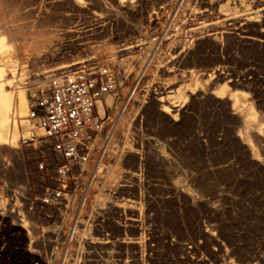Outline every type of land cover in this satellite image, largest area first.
I'll use <instances>...</instances> for the list:
<instances>
[{"label": "rangeland", "instance_id": "1", "mask_svg": "<svg viewBox=\"0 0 264 264\" xmlns=\"http://www.w3.org/2000/svg\"><path fill=\"white\" fill-rule=\"evenodd\" d=\"M11 1H0V36L22 30L5 44L27 99L42 72L79 61L109 68L118 90L65 221L24 208L39 181L22 150L3 151L0 264H264V0ZM111 151L132 153L109 186ZM99 192L107 209L93 204ZM14 208L42 238L34 246ZM60 228L82 247L53 243Z\"/></svg>", "mask_w": 264, "mask_h": 264}, {"label": "built area", "instance_id": "2", "mask_svg": "<svg viewBox=\"0 0 264 264\" xmlns=\"http://www.w3.org/2000/svg\"><path fill=\"white\" fill-rule=\"evenodd\" d=\"M117 90V81L109 68L86 61L58 71L45 87L38 88L32 95L27 120L33 129L18 144L24 157L31 161L32 174L42 190L37 197L24 198V208L29 213L38 210L51 222L55 218L65 221L72 199L84 185L90 162L101 153L98 142L110 119L107 114L100 115L98 104ZM4 204L0 197L2 217L8 212ZM10 210L12 217H18L20 227L34 246L42 238L36 241L33 233L23 225L25 217L17 214L16 208ZM74 234L72 231L67 237L60 228L54 233L53 243L65 239L64 248L69 250L67 246L75 243Z\"/></svg>", "mask_w": 264, "mask_h": 264}, {"label": "bare ground", "instance_id": "3", "mask_svg": "<svg viewBox=\"0 0 264 264\" xmlns=\"http://www.w3.org/2000/svg\"><path fill=\"white\" fill-rule=\"evenodd\" d=\"M1 1V0H0ZM11 0H9L10 2ZM129 0H120V7L124 5V3H128ZM221 1H224V0H217V3L220 4ZM5 1H3L4 3ZM8 2V0H7ZM19 2V1H18ZM17 2V3H18ZM80 4V7H81V2L77 1ZM12 3V1H11ZM122 4V5H121ZM21 5V4H20ZM77 5V3H76ZM100 7H103L105 6V3L101 2L100 4ZM126 5V4H125ZM127 7L129 6L128 4L126 5ZM79 7V5H78ZM10 8V7H9ZM105 8V7H104ZM131 8V6H130ZM11 9V8H10ZM24 9V8H23ZM262 12H264V8L262 7L261 8ZM123 10V9H122ZM128 10V9H127ZM31 11H33L31 9ZM9 13V12H8ZM12 13V12H11ZM44 13V12H43ZM1 14V13H0ZM46 14V13H45ZM2 15H4L2 13ZM1 16V15H0ZM16 16V15H15ZM18 16V15H17ZM16 16V17H17ZM4 17V16H2ZM1 17V20H3ZM26 17H28L26 15ZM227 17V16H226ZM7 18V17H5ZM20 18V17H19ZM23 19V18H22ZM221 19V18H220ZM0 20V21H1ZM98 20V19H97ZM8 21V20H7ZM13 21H15L13 19ZM19 21V20H18ZM220 21V20H219ZM224 21V19L222 20ZM227 21V20H225ZM5 22V21H4ZM16 22V21H15ZM213 22V21H212ZM215 22V21H214ZM217 22V21H216ZM12 23V21H11ZM20 23V22H19ZM22 23V21H21ZM99 23V22H98ZM218 23V22H217ZM217 23L214 24L217 26ZM2 23H0V27ZM9 24V23H8ZM23 24V23H22ZM21 24V26H22ZM41 24V22H40ZM200 24V23H198ZM203 24V23H202ZM207 24V23H206ZM7 25V24H6ZM20 25V24H19ZM197 25V24H196ZM11 26V25H9ZM14 26H15V23H14ZM197 27V26H196ZM5 28V27H4ZM8 28V27H7ZM22 28V27H21ZM27 28V27H26ZM25 28V29H26ZM194 28V27H193ZM192 29V28H191ZM5 30V29H4ZM3 28H1V31H4ZM10 30V29H9ZM187 30H190V29H187ZM22 32V30L20 29L18 31H14V30H10L8 33H4L5 35L0 36V162H2L3 160V151L6 150L7 148L10 149L11 151V154L14 156H21L22 154L19 153L20 151H17L18 148V144H19V141H20V137H21V134H22V131H21V127L24 129L23 131L25 132L24 135L27 137L31 130L33 129L32 128V125H31V122H29L27 120V117H28V114H29V108H30V100L29 98L27 99V95H26V85H24V82H22V78H19L20 77H23V73H21L19 75V72H18V63H17V57H13L12 54L8 51V47H7V44H5V41H9V43H17L20 41V37L18 35L19 32ZM6 32V30H5ZM29 32V31H28ZM31 32V31H30ZM33 32V31H32ZM24 33V32H23ZM22 33V34H23ZM26 34V33H25ZM34 34V33H33ZM32 34V35H33ZM231 34V33H230ZM217 35V34H216ZM220 35V34H219ZM227 35V33L225 34ZM212 36H213V33H212ZM215 36V35H214ZM221 36V35H220ZM223 36V34H222ZM228 36V35H227ZM31 38V37H29ZM28 38V40H29ZM210 38V37H209ZM214 39V37H212ZM211 38V39H212ZM27 39V38H26ZM25 39V40H26ZM217 39V37L215 38ZM214 39V40H215ZM247 39V38H246ZM218 40V39H217ZM247 40H252V42L256 39H252V38H249ZM200 42V41H199ZM209 42V41H208ZM264 43V42H263ZM13 45V44H12ZM174 45V44H173ZM205 46V45H204ZM14 47V46H13ZM128 48V47H127ZM135 47H132V48H128V49H133ZM126 49V48H125ZM188 49V48H187ZM190 50V49H189ZM188 51V50H187ZM192 51V50H191ZM197 51V50H196ZM173 52V51H172ZM186 53V52H185ZM178 60V59H177ZM84 62L86 61H79V62H75V63H72V64H66V65H63V66H60L58 67L57 69H53V70H50V69H47L49 71H44L40 74V72L38 74L37 77H40L41 75L43 76L41 79H38V81L34 82L33 85H37V89L38 88H43L47 85V83L49 82V79L54 76V74H56L58 71H61V70H65V69H68V68H72V67H75L77 65H80V64H83ZM189 64V63H188ZM192 64V63H191ZM57 71L56 73L54 74H50L52 72H55ZM7 72L10 73L11 75V79H8L7 78ZM216 73V72H215ZM37 74V73H36ZM50 74V75H49ZM214 74V73H213ZM221 75V73H220ZM209 76V75H208ZM219 77V76H218ZM222 78V77H221ZM220 78V80H221ZM231 80V79H230ZM31 81V80H30ZM229 81V80H228ZM14 82H18L19 84L17 86H15L14 88ZM230 82V81H229ZM230 86V85H229ZM231 87V86H230ZM174 90V89H173ZM172 91V90H171ZM165 93V92H164ZM113 94H108L104 100L102 102H100L98 104V110H99V113L101 115V113L104 112V110L106 109H110L112 106H113ZM162 95V94H161ZM165 95V94H164ZM170 95V94H169ZM173 95V94H172ZM193 95V94H192ZM191 95V96H192ZM167 96V95H166ZM193 97V96H192ZM191 97V98H192ZM220 98V97H219ZM167 99V98H166ZM172 99V98H171ZM160 101H163V99L161 98ZM168 102V101H167ZM145 106V105H144ZM163 107V106H162ZM185 107V105L183 106ZM176 109V106L175 105H172L170 104L168 107H165L162 112H164L166 115L167 113L171 114L172 112H174V110ZM179 108V107H178ZM144 109V108H143ZM179 111V110H178ZM177 111V112H178ZM183 111V110H182ZM180 112V111H179ZM187 112V111H186ZM178 115V114H176ZM180 115V113H179ZM185 115V114H184ZM171 116V115H170ZM178 119V118H177ZM240 119H242L240 117ZM124 120V119H123ZM176 122V121H175ZM243 124V123H242ZM120 126V125H119ZM118 127V126H117ZM117 130V128H116ZM115 133V131H114ZM110 134V133H109ZM204 134V132H203ZM23 136V135H22ZM212 136V135H211ZM210 136V137H211ZM111 137V136H110ZM113 138V137H112ZM102 137L100 138L99 142L101 141ZM108 140V139H107ZM196 140V139H195ZM105 141V140H104ZM247 141V140H246ZM257 141V140H256ZM98 142V143H99ZM260 142V140H259ZM103 144V143H102ZM246 145V144H244ZM248 147V145H247ZM251 147V146H250ZM108 148V147H106ZM250 149V148H249ZM107 150V149H106ZM113 150V149H112ZM107 153V152H106ZM121 154L118 153H114L111 151V154H112V158H114V165L109 167V172H108V175L106 176V180L104 181L105 184H108L109 186L111 185V183L113 182V175L114 173L117 171V169H119V166L120 164L122 163V161L126 158V157H122L124 155V153H132L131 151H121L120 152ZM101 154V153H100ZM137 155V154H136ZM99 156V155H98ZM130 156V155H129ZM21 158V157H20ZM19 158V159H20ZM15 159V158H14ZM103 159V158H102ZM109 159V158H108ZM138 159V158H136ZM138 161V160H137ZM5 162V161H4ZM102 162V161H101ZM19 163V162H18ZM101 164V163H100ZM16 165H18L16 163ZM13 167L11 164H9V168ZM98 167V166H97ZM1 169V167H0ZM90 170V169H89ZM95 170V169H94ZM104 179V178H103ZM94 181V180H93ZM98 182V181H97ZM103 183V184H104ZM115 183V182H114ZM97 187V186H96ZM172 191V190H171ZM98 192V191H97ZM87 196H83V201L85 203V201L87 200ZM110 199V196L107 195V194H101L100 192L98 193V195L95 197L94 199V206L96 207H99L100 209H107L106 208V205L109 204L108 201ZM117 207V206H116ZM120 207V206H119ZM88 227H91V226H88ZM80 234V232H79ZM77 233V235H79ZM89 235V234H88ZM85 239H82L84 240L85 242ZM91 241V240H90ZM89 241V242H90ZM95 241V240H94ZM96 242V241H95ZM74 244H78L80 247H82V245L79 243V240H78V237L75 241ZM82 244L83 246H85V243H83L82 241ZM94 244V243H93ZM72 245V244H71ZM71 245H68V249H70V246ZM73 246V245H72ZM216 259V258H215Z\"/></svg>", "mask_w": 264, "mask_h": 264}]
</instances>
